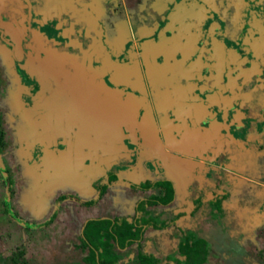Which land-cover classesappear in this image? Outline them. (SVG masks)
Instances as JSON below:
<instances>
[{
  "label": "flooded vegetation",
  "instance_id": "flooded-vegetation-1",
  "mask_svg": "<svg viewBox=\"0 0 264 264\" xmlns=\"http://www.w3.org/2000/svg\"><path fill=\"white\" fill-rule=\"evenodd\" d=\"M0 13L4 54L44 80L45 98L55 95L59 109L56 135L77 142L68 160L103 174L101 183L90 179L96 199L68 198L93 211L106 187L127 189L132 199L84 224L102 218L140 227L147 211L169 227H142L146 252L148 231L180 232L191 215L218 220L211 205L224 197V209L234 179L222 187L214 170L222 164L239 178L245 159L264 153V0H0ZM86 107L100 114L92 139H103L107 169L79 145L87 131L66 120L86 124L70 117ZM230 110L238 120L229 125ZM232 213L241 220V211ZM263 219L255 214L249 225Z\"/></svg>",
  "mask_w": 264,
  "mask_h": 264
},
{
  "label": "rangeland",
  "instance_id": "rangeland-1",
  "mask_svg": "<svg viewBox=\"0 0 264 264\" xmlns=\"http://www.w3.org/2000/svg\"><path fill=\"white\" fill-rule=\"evenodd\" d=\"M49 26L44 25L46 28ZM237 46L234 49L237 50ZM43 81L30 72L25 63L21 64L20 57L8 60L0 47V133L3 139L0 151V252L12 256L22 251L21 257L27 264H63L79 258L74 246L78 243L85 219L102 216L109 206L116 210L117 204L131 203L132 199L127 195V189L117 188L115 191V188L106 187L107 192L93 211L68 198L70 195L82 201L96 199L98 193L90 179L93 174V178L101 183L103 174L92 173L91 170L86 173L80 165L68 160L78 145L72 136L56 135L55 112L59 109H56L55 95L54 98H45L40 86ZM64 111L63 115L70 113L69 109ZM232 113L233 110L227 113L229 125L238 120ZM243 121L248 122L247 118ZM49 125L52 129L45 131ZM86 127L75 126V129ZM87 128L93 129L92 126ZM79 142L86 154L97 157V161H91L105 169L111 165L96 138L87 142L84 135ZM111 143L115 145V142ZM244 163V170L235 172L239 178H229L222 171L228 168H222V164L221 170H214L224 180L222 187L226 188V181L234 179L233 187L237 189L227 188L231 197L224 210L226 215L241 211L240 219L243 221L232 215L231 221L228 217L221 219L218 216L216 219L219 221L201 223L209 234L207 242L211 254L207 264H264V219L254 226L249 225L255 214H264V153H255ZM84 178L87 184L83 182ZM238 197L239 207L235 202ZM202 232L201 229V237ZM177 233L176 228H170L165 233L151 234L148 231L145 236L155 245L159 242L164 244L154 254L163 263H166L165 255L173 252L175 240L171 237ZM131 248L135 250L134 246ZM133 255L131 253L130 257ZM127 261L128 258L122 263L127 264Z\"/></svg>",
  "mask_w": 264,
  "mask_h": 264
},
{
  "label": "trees",
  "instance_id": "trees-1",
  "mask_svg": "<svg viewBox=\"0 0 264 264\" xmlns=\"http://www.w3.org/2000/svg\"><path fill=\"white\" fill-rule=\"evenodd\" d=\"M169 199L170 190L162 200L167 202ZM223 199L224 197L211 205L213 218L223 216L221 208ZM137 224L135 221L126 220L120 222L102 218L89 220L78 236V243L74 246L79 254L78 260L63 264H124L121 262L126 258H128L127 264H207L211 248L196 231L185 229L177 233L175 235L177 248L165 255L166 263H163L161 258L145 252L141 247L142 227L163 230L169 227V223L152 217L149 212L145 211L141 221L142 225L138 227ZM136 242L138 243L137 251L134 252L132 258H129V248ZM125 248L127 250L122 251ZM22 254V251H19L8 256L0 252V264H27L21 257Z\"/></svg>",
  "mask_w": 264,
  "mask_h": 264
},
{
  "label": "crops",
  "instance_id": "crops-1",
  "mask_svg": "<svg viewBox=\"0 0 264 264\" xmlns=\"http://www.w3.org/2000/svg\"><path fill=\"white\" fill-rule=\"evenodd\" d=\"M74 91H77V90H74ZM98 111L97 110H95L94 108H89V107H86L84 110H72V114L70 115V117L71 118H75V117H77V116H79V118L78 119H80V120H86L87 121V123L86 124H82V123H77L76 122V120L74 121V122H71V120H73V119H66V120H70V124L71 123H73L72 124V126H81V127H85V126H87V127H89V126H92L93 127V129H90V128H85V130L87 131V138H86V141L88 142H91V140H92V137H93V133L95 134V132L98 134V131H97V128H100V127H102L103 126V123H101V125H97V124H95V123H93L94 122V119H98L99 117H98ZM100 115V114H99ZM79 120V121H80ZM61 125H67V124H65L64 122L61 124ZM72 126H70V127H72ZM95 129V130H94ZM94 138V137H93ZM97 139V138H96ZM100 143H101V145H100V149L103 151V148L105 147V150H106V145L105 144H103V139L101 138V139H97ZM104 141H106V139L104 140ZM86 157H91V156H86ZM82 168V170H84V172H86V173H88V171H87V169L86 168H83V167H81ZM84 172H82V173H84ZM77 178V177H76ZM78 179V178H77ZM83 182L85 183V184H87L86 183V180H85V178L83 179ZM224 206H226V204L224 205ZM224 209L226 208V207H223ZM223 209V212H225V210ZM230 218V219H228V220H232L231 219V217H233L232 216V214L230 215H226V217L225 218ZM182 220V222L183 223H185V222H187L188 223V226H187V228L188 229H195V230H203L204 231V233L202 232V238H204L206 241L208 240V235L209 234H207V229H204V228H202V225H201V229H200V224L203 222V221H212V220H210L209 218H206V217H203V216H197L196 215V217H193L192 215H191V217L190 218H183V219H181ZM239 221H243V220H239ZM245 221V220H244ZM200 232V231H199ZM151 234H153V232H151ZM205 234V235H204ZM201 236V235H200ZM174 237V236H173ZM173 237H171V240H175ZM207 237V238H206ZM175 243H176V240L174 241V243H172V247L174 248V245H175ZM167 244H169V242L167 243ZM146 246H147V248H146V252L147 253H150V254H152V251H153V255L155 254V253H157L156 251H157V248H158V246H159V244L158 245H155V244H153L152 242H150V241H147L146 242ZM153 249V250H150V249ZM175 250V248L173 249V251ZM159 253V252H158ZM156 255V254H155ZM154 255V256H155ZM157 257V256H156Z\"/></svg>",
  "mask_w": 264,
  "mask_h": 264
},
{
  "label": "water",
  "instance_id": "water-1",
  "mask_svg": "<svg viewBox=\"0 0 264 264\" xmlns=\"http://www.w3.org/2000/svg\"><path fill=\"white\" fill-rule=\"evenodd\" d=\"M86 223H87V221L85 222V224H86ZM85 224H84V225H85ZM83 228H84V226L81 228V231L83 230Z\"/></svg>",
  "mask_w": 264,
  "mask_h": 264
}]
</instances>
